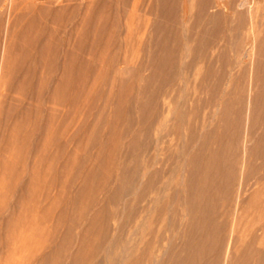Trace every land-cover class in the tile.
I'll return each mask as SVG.
<instances>
[{"label": "bare ground", "instance_id": "bare-ground-1", "mask_svg": "<svg viewBox=\"0 0 264 264\" xmlns=\"http://www.w3.org/2000/svg\"><path fill=\"white\" fill-rule=\"evenodd\" d=\"M95 1L0 15V123L16 156L5 241L35 208L50 229L30 264H264V0H197V12L142 0L157 17L132 29ZM73 16L91 57L60 60L66 40L43 22ZM137 43L145 62L128 55ZM45 94L68 110H38L30 133L24 100ZM81 104L84 153L67 138Z\"/></svg>", "mask_w": 264, "mask_h": 264}, {"label": "rangeland", "instance_id": "rangeland-1", "mask_svg": "<svg viewBox=\"0 0 264 264\" xmlns=\"http://www.w3.org/2000/svg\"><path fill=\"white\" fill-rule=\"evenodd\" d=\"M51 1L53 3L52 2L49 3L48 0H28V1L27 0H0V15L2 17L3 23H5L7 19L11 20L14 17L15 13L18 11L19 12H29V9L31 7L27 8V5L29 7L30 3H33L32 7L37 9V11L39 8H41V9L44 8L46 10L45 7L47 6V3H48V5H50L49 8L53 9L50 11H54V9L56 10L58 6H59L58 9L62 8V10H65V8H66L68 10V11L65 10L66 12H70L73 9L72 8L73 6H75L74 8H76L77 12L85 13V12H91L92 11L91 0H51ZM105 1H106V4H108L110 2L109 4L112 6V7L109 5L107 6V8H109V9H107L108 11L110 10L111 12H118V11L119 12H126V16L129 14L128 18L126 20H127V25H129L131 29L136 26V23L138 21V17H140V22H141L140 24L141 25L144 22L145 17H149L150 21H152L153 19H155L157 17V11H154L153 14L148 15V16L144 15V12H145L144 7L145 6L142 4V2H144L142 0H125L127 2H121L122 0H108L109 2L107 0H105ZM105 1L104 0L103 1L102 0H96L95 4L97 5L98 3L100 4L101 2L105 3ZM138 1H140V2H138ZM195 1H197V0H193V2L192 1H186L185 6H186L187 12H197L198 11L197 9H199V8L195 7V5H194ZM111 2H112V4H111ZM151 2H155V0L154 1L151 0ZM86 3H88V5H86ZM102 3L100 5H102ZM117 3L119 6L117 5ZM182 3H183V0H180V5ZM39 4L43 7H41ZM99 4H98V8L100 6ZM35 5L38 8H36ZM60 6H62V7L60 8ZM155 12H156V14H155ZM179 12H182L181 8L179 9ZM8 13H10V14H8ZM131 14H132V16H131ZM133 16H134V18H133ZM73 17H72V23H71L72 28L70 25L58 26V25L52 24L49 21L43 22V24L45 26L48 25L49 27L55 28L57 30V35L66 40V41H64L65 43L63 42L61 44L62 47H60V49H62V50H60L61 52L59 51L60 52L59 53L60 54L59 55L60 60H62L64 52H67L68 50L70 51L71 48H72V50H76V48H77V45H76L77 39H78L77 29H79V27H80L79 26L80 16H75L74 18ZM123 19H125V18H123ZM130 22H132V23H130ZM192 22H193V16H190V23H192ZM43 34L44 33H42V35ZM145 34H146V32H144V31L141 32L142 36H146ZM75 45H76V47L74 48ZM78 50L79 49H77L76 51H78ZM80 50H83V48ZM99 50L100 49H98V53L95 52L97 55L99 54ZM142 50H143V45L140 43H137L129 49L128 55H129V57L133 58L137 62H140V61L145 62L146 56L144 55ZM86 52L87 51L84 50V54H83L84 56L81 55L83 53V51H80V53L78 51V54H80L79 56H82L84 58L87 55L91 57V55H89L88 52L87 53ZM13 53L16 54V52H13ZM85 53H86V55H85ZM32 55L30 57L33 58ZM30 57H28V59ZM90 57H88L86 59H89ZM32 58H30L29 60L31 61ZM93 58L94 57H92L90 59H93ZM30 61H28V62H30ZM148 72L149 71L146 70L143 73V75L146 76L148 74ZM100 82H102V76H100V75H95L92 79L89 80V84L98 85V84H100ZM87 86H88V83H87ZM17 97H19L18 94L14 93V92L11 93V98L15 99ZM88 97H89L88 93L85 90L82 93L81 100L85 101L88 99ZM31 100H32L31 97L30 98L27 97V99L24 100L26 105H28L27 102L32 103V105L30 106V111L32 112V115H31L32 118L30 120L28 129L24 128V129H22V131L27 129L29 132L32 129V125L42 123V121L39 122L36 118L37 117L36 114L38 113L37 112L38 110H42L43 114L44 113L47 114V112H49L51 110H56L55 111L56 113H63L64 111L68 110L67 109L68 106L58 104L56 102L54 103L53 101H50L49 98L47 97V94H45V96L42 98V100H41L42 102L40 104L38 102H35V100H32V101ZM81 105H80L79 110L72 112V114L75 116L74 118H76V119H75L74 124L72 125V128H70V130L68 131L69 133L67 135V138L70 135L74 136L75 140L76 139L77 140L75 141V143L73 140L74 144L72 146H75L76 143L77 144L79 143L81 150L84 153V151L86 150L85 149L86 145L84 144L83 139H79V138H82V136L84 135L83 131L85 129H83V128L80 129L79 124L76 125L77 122H81L83 120V118L85 117V116L83 117V115H85V112H86L85 109L86 108H84V106L83 105L81 106ZM3 129H4L3 124L0 123V264H30L29 258H31L32 254L39 253L41 251L42 245H43V243L47 237V234H48L50 227H49V224L47 222L41 221V219H40L41 212L39 210H36L35 208H32L28 212H24L25 215H28L27 216L28 222H26V224H24L23 226H20V228H18L16 230V234H15L14 238H12L11 240H8V242L5 241V236H4L5 232H2V227H3V223H4L2 221V218L4 220V216L9 211V203L12 200V190L10 188V184L8 183L7 175H8V173L13 171L14 166L12 165V162L14 161V158L16 156H14L12 154L13 148H15V147H12V148L7 147L8 145L6 146V144L4 142L5 140L3 139V136H2ZM77 129L82 133H80ZM30 133H33V132L30 131ZM30 133H29V135H30V138H32V139H36V137L38 136V135L32 136V134H30ZM80 134H83V135L81 136ZM89 147H91L90 144H88L87 148L89 149ZM21 156H22V154L18 155V157H21ZM160 157H162V156H160ZM99 197H102V194H99ZM36 231H39L40 233L37 234V233H35ZM43 231L45 232V234L42 233ZM75 232L78 233L79 228H76ZM23 240L25 241L24 242L25 245L23 244ZM74 242H76V241L74 240ZM73 245H74L73 248H75L77 246V244H75V243H73ZM5 247H7V248L13 247V248H15V251L12 253H9V254L5 253V252H3L5 250ZM101 258H102V253H100L97 256L95 261L98 262Z\"/></svg>", "mask_w": 264, "mask_h": 264}]
</instances>
